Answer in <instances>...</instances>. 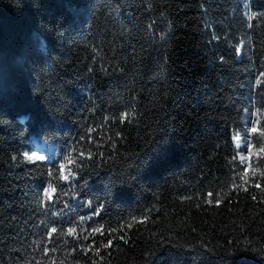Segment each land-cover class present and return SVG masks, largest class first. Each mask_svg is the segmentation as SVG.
Instances as JSON below:
<instances>
[{"label": "trees", "instance_id": "1", "mask_svg": "<svg viewBox=\"0 0 264 264\" xmlns=\"http://www.w3.org/2000/svg\"><path fill=\"white\" fill-rule=\"evenodd\" d=\"M261 14L264 0H0V264H264V136L243 162L232 139L264 128ZM35 140L53 145L44 161L23 155ZM86 150L46 206L49 170ZM87 200L104 208L83 234L127 222L125 240L48 236L91 216Z\"/></svg>", "mask_w": 264, "mask_h": 264}, {"label": "snow or ice", "instance_id": "2", "mask_svg": "<svg viewBox=\"0 0 264 264\" xmlns=\"http://www.w3.org/2000/svg\"><path fill=\"white\" fill-rule=\"evenodd\" d=\"M264 15V14H261ZM255 16V13L252 14V16H249V19H252ZM259 18V17H256ZM240 49L238 48L237 51H239ZM129 114L128 113H122L121 114V119L127 120ZM259 121H256L252 128L248 129V132H252V133H256L259 132L261 134V136H264V128H257L256 124H258ZM89 131H93L92 129H89ZM233 139L237 142V147L240 148L241 152H245L247 151L248 156H244L241 155L239 157L240 161L243 162L246 159H249L251 156V149H252V144L250 143H245L243 146H241V136L239 134H236ZM75 150V149H74ZM87 151V155H85V151H81L79 153V157H71L68 156L65 158V162L60 163L58 165V167H56L55 169H50L48 172V176L51 177L52 179H50L47 182V187L43 188V203L47 206L50 202H52L53 197L55 196V199H59L60 196L62 195H67L66 192H64L63 187L61 186L60 189V194L59 195H55L57 192V182L59 181H69L70 177L71 178H75V176L77 175L76 172L72 171V168H81L82 167V161L92 158L93 157V153L90 150H86ZM260 153L264 154V147L260 148ZM24 157L26 158V160L28 161H44L45 157L42 155H38L35 152L32 153H28L25 152ZM99 155H103L102 153H99ZM233 162L236 161V157L233 156ZM71 166V167H69ZM67 168V174H65V169ZM261 175H264V173H261ZM262 191H264V189H262ZM78 195V194H77ZM213 193L212 192H208L206 194V200L205 202L208 204H212L213 203ZM253 199H255V197H253ZM221 200L220 199H216L215 203L216 204H220ZM66 207L68 205H65ZM85 206H87L89 209H91V216H80L78 218V222L74 221V222H70V226L67 227V229L65 230L63 227L60 228V230L58 231L56 227H52L49 231H48V236L52 237L53 234H57L58 236H72L74 238H76L77 240L79 239H83V240H88L90 236H95L97 233H100L101 235H112L113 239H120V240H125L126 236L125 235H113V234H118L119 231L121 229H123L125 226L127 227H132L131 223H127L126 224H122L119 225L117 228H112L109 227L107 229L104 228L103 225L99 226V227H94L91 228V231L87 234L84 235V229L82 227L83 222L85 220H92L94 217L99 216L101 211L104 208V205L102 203H94L92 200H87L85 202ZM144 219H147V217H144ZM133 221L136 220L135 217L132 218ZM142 222V221H141ZM56 223V222H53ZM80 226V232L77 233V227ZM113 239H109L108 242L106 244H103V247L105 249L109 248L110 246H112L113 244ZM89 249L93 248V244H89L88 245ZM51 251H55V249H51ZM97 253L99 254V249H96Z\"/></svg>", "mask_w": 264, "mask_h": 264}, {"label": "rangeland", "instance_id": "3", "mask_svg": "<svg viewBox=\"0 0 264 264\" xmlns=\"http://www.w3.org/2000/svg\"><path fill=\"white\" fill-rule=\"evenodd\" d=\"M250 122H251V120H249L248 122H247V124H246V130H248V129H250V128H252V126L253 125H251L250 124ZM237 133H233V135H232V139H233V137L236 135ZM249 134H250V132H248L247 131V133H246V135L245 136H241V146H243L245 143H249ZM34 143H35V146H36V148H37V150L36 151H34L35 153H37L38 155H42V156H44L45 157V151H52L53 150V145L52 144H46L45 142H42V141H39V140H35L34 141ZM233 143H234V146H235V148L238 150V154H237V156H238V159H239V157L241 156V155H244V156H248V153H247V151H245V152H241V150H240V148H238L237 147V142L233 139ZM254 152V148H253V146H252V149H251V153H253ZM240 160V159H239ZM247 160V159H246ZM245 160V161H246Z\"/></svg>", "mask_w": 264, "mask_h": 264}]
</instances>
